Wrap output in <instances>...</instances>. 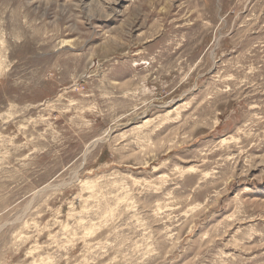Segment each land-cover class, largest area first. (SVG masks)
I'll list each match as a JSON object with an SVG mask.
<instances>
[{
    "label": "rangeland",
    "instance_id": "rangeland-1",
    "mask_svg": "<svg viewBox=\"0 0 264 264\" xmlns=\"http://www.w3.org/2000/svg\"><path fill=\"white\" fill-rule=\"evenodd\" d=\"M0 264H264V0H0Z\"/></svg>",
    "mask_w": 264,
    "mask_h": 264
}]
</instances>
